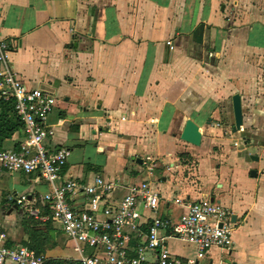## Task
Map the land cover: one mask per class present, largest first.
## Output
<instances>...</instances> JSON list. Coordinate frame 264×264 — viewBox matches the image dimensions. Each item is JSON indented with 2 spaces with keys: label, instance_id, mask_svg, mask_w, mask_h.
Returning a JSON list of instances; mask_svg holds the SVG:
<instances>
[{
  "label": "crops",
  "instance_id": "1",
  "mask_svg": "<svg viewBox=\"0 0 264 264\" xmlns=\"http://www.w3.org/2000/svg\"><path fill=\"white\" fill-rule=\"evenodd\" d=\"M0 10L12 68L57 98L46 143L71 150L64 178L118 180L116 198L149 181L158 215L173 220L188 202L217 201L232 214L234 244L196 264H264V0H0ZM236 93L244 121L232 133ZM6 113L5 121L11 112L0 106ZM188 121L200 141L183 138ZM23 128L2 135L0 148H17ZM48 191L35 174L1 172L0 228L17 218L10 196ZM1 232L7 244L31 247L23 234ZM168 245L196 257L188 241Z\"/></svg>",
  "mask_w": 264,
  "mask_h": 264
},
{
  "label": "built area",
  "instance_id": "2",
  "mask_svg": "<svg viewBox=\"0 0 264 264\" xmlns=\"http://www.w3.org/2000/svg\"><path fill=\"white\" fill-rule=\"evenodd\" d=\"M1 24L0 10V98L14 99V109L24 123V139L15 149L0 148V173L35 174L50 185V191L36 198L20 194L10 200L30 217L42 223L50 221L63 232L75 243L83 264H196L211 248L231 251L232 214L217 201L198 199L185 204L179 199L176 202L185 204L186 210L173 220L158 215L160 193L149 181L125 187L126 193L116 198L114 193L122 188L118 180L64 178L71 150L65 146L53 149L46 143L55 134L49 116L57 98L51 91L28 87L20 79L10 64L11 46ZM144 224L143 233L140 227ZM169 238L192 243L196 257L184 260L173 254ZM82 245L94 249L91 256L83 254ZM47 258L34 248L7 244L0 236V264H44Z\"/></svg>",
  "mask_w": 264,
  "mask_h": 264
},
{
  "label": "trees",
  "instance_id": "3",
  "mask_svg": "<svg viewBox=\"0 0 264 264\" xmlns=\"http://www.w3.org/2000/svg\"><path fill=\"white\" fill-rule=\"evenodd\" d=\"M0 104H1L0 105L1 108L3 109L6 108L7 111L11 112L10 120L5 121L6 116H9L8 113H6L5 116L2 115L0 116V121L4 122L2 126H0V137L2 135L3 137H5L7 135L9 136L15 130L22 129L24 127V123L20 120L19 116L17 115L14 109V99L11 98L9 101H3L2 99H0ZM43 213L47 214L48 210L43 211ZM42 225L45 226V230L35 228V226L34 227L32 226L33 229L29 230V234H30L29 236L31 242L28 243V245L37 249L38 252L44 251V246L46 244L50 243L51 247H53L56 244V237L58 232L53 229L50 221L43 223ZM44 264H83V263L74 258L49 257L47 258Z\"/></svg>",
  "mask_w": 264,
  "mask_h": 264
},
{
  "label": "rangeland",
  "instance_id": "4",
  "mask_svg": "<svg viewBox=\"0 0 264 264\" xmlns=\"http://www.w3.org/2000/svg\"><path fill=\"white\" fill-rule=\"evenodd\" d=\"M141 183V182H140ZM3 206L5 205H0V209H3ZM15 214L17 216L15 223L13 222V220L11 221L12 223H7L6 226L1 227L0 231H2L1 233L5 234L6 237L8 238H12V237H21V234H23V226H25V228H29V230L33 229L32 226L35 228H39V229H43L45 230V226H43L42 228H40V223L39 222H35L34 219H32V217H30L27 214V211L24 208H18L15 209ZM3 211V210H2ZM2 211L0 212V219L3 215ZM1 220H0V224H1ZM18 224V225H17ZM61 232V231H60ZM62 234H64L63 232L58 233L57 232V237H56V244L51 247V244H46L44 246V253L49 257H67V258H75L77 256L73 255L72 253H69V249L73 248L72 245L73 243L70 242L69 240H67ZM23 238L25 240H27L28 238L30 239V236L23 234ZM65 235V234H64ZM83 248V254L85 256H91L92 252H93V248L89 247L88 245H82Z\"/></svg>",
  "mask_w": 264,
  "mask_h": 264
},
{
  "label": "water",
  "instance_id": "5",
  "mask_svg": "<svg viewBox=\"0 0 264 264\" xmlns=\"http://www.w3.org/2000/svg\"><path fill=\"white\" fill-rule=\"evenodd\" d=\"M232 106H233L234 125L232 126L231 131L232 133H235L236 131L241 130L243 126V121H244L240 94L236 93L233 95ZM197 129H198L197 126L192 121H188L185 131L183 133V138L186 139L185 134L189 133L192 136V139L200 141V136L197 133ZM251 158H253L254 160L258 159V157L253 156V155L251 156Z\"/></svg>",
  "mask_w": 264,
  "mask_h": 264
}]
</instances>
